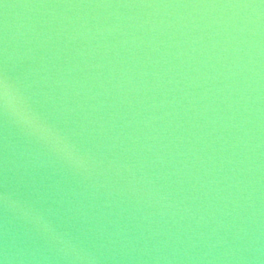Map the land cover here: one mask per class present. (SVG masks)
I'll return each instance as SVG.
<instances>
[{
	"label": "clouds",
	"instance_id": "9594fccd",
	"mask_svg": "<svg viewBox=\"0 0 264 264\" xmlns=\"http://www.w3.org/2000/svg\"><path fill=\"white\" fill-rule=\"evenodd\" d=\"M0 98L3 99L4 105L8 108L14 115V117L25 125L30 131H33L41 136V138L45 139L51 146L65 155L78 166H83V162L78 158L72 156L71 153L67 152L66 146L62 145L58 138H54L50 136L46 130L42 129L32 115L27 111V109L23 106L22 101L19 97L14 93L11 87L7 84V82L0 83ZM4 201L3 195H0V202ZM15 206V205H13Z\"/></svg>",
	"mask_w": 264,
	"mask_h": 264
}]
</instances>
